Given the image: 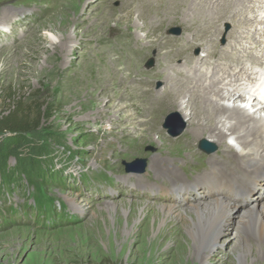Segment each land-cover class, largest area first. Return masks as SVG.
I'll return each mask as SVG.
<instances>
[{
	"label": "rangeland",
	"instance_id": "1",
	"mask_svg": "<svg viewBox=\"0 0 264 264\" xmlns=\"http://www.w3.org/2000/svg\"><path fill=\"white\" fill-rule=\"evenodd\" d=\"M169 1V6L148 8L170 13L174 2ZM122 5L121 0H0V113H7L16 103L27 106L32 116L37 110L44 113L25 140L13 139L9 146L0 137V153L8 148L0 165V264H264L254 261L257 248L240 256L235 238L240 232L238 216L245 212L242 206L212 248H199L181 230L178 237L184 236L187 243L175 256L172 241L161 246L163 254L150 257V243L170 223L153 225L151 218L147 246L135 241L134 231L140 228L147 208L175 203L189 212L194 198L204 200L198 197L202 191L180 196L183 203L170 200L174 195L169 193L162 197L160 191L170 192L183 183L191 187L198 175L212 168L229 174L236 164L224 148L237 145L228 140L217 147L207 139L196 145L195 136L183 133L182 115L167 107L165 100L158 101L161 92L157 90L165 82L154 66H165L171 56H160L170 49L146 46L145 42L155 39L145 29L124 19L116 21L126 13ZM220 17L211 21L216 24ZM179 23L172 16L164 35L175 38L191 31ZM217 27L221 28L217 46L222 48L231 25L222 22ZM260 28L250 33L254 36L251 49L247 39L240 46L263 60ZM255 42L261 46L255 47ZM187 52L204 55L197 46ZM244 53L240 49L237 55L245 57ZM173 59L179 64L182 55ZM244 84L247 93L252 84ZM153 96L161 104L156 109H152ZM260 114L264 115L263 109ZM168 119L175 128L182 127L177 136L169 134ZM142 132L150 139L140 140ZM202 140L215 150H199ZM158 157L173 166V175L149 169ZM136 160L143 161V172L127 173L125 165ZM262 186L258 196L252 197H258L259 210L264 208ZM69 199L82 205L83 213L76 212Z\"/></svg>",
	"mask_w": 264,
	"mask_h": 264
},
{
	"label": "bare ground",
	"instance_id": "2",
	"mask_svg": "<svg viewBox=\"0 0 264 264\" xmlns=\"http://www.w3.org/2000/svg\"><path fill=\"white\" fill-rule=\"evenodd\" d=\"M161 1L163 4L158 5L151 0H146L143 4L140 1L137 3L136 0H121L122 8L126 10V13L115 20L124 19L128 23L133 22L135 26L140 25L138 26L140 29H145L147 36L155 39L152 42H145L146 46L151 44L159 48L169 47V52L164 53L160 58H167L170 55L171 59L167 58L164 61L165 66L157 65V63L154 66L158 68V72H162L164 75L162 81L165 82L162 83L163 87L157 90L161 92L158 101L165 100L167 107H173L182 115L186 123V130L183 133L195 136L193 143L196 145L201 139H207L217 147L223 146L228 140L234 141L237 146L225 147L224 151L230 155L233 165L236 164V166H232L233 171L229 174H223L222 171L212 168L210 172L198 175L191 187H186L183 183L176 188L173 187L170 192L160 191L162 197H166L168 193L174 195V199L170 200L177 203L184 202V197L182 200L179 198L185 196L188 191L191 193L197 191L199 194L202 191V196L198 197L206 201L194 198L193 201L196 202L189 205V212H183L175 203L163 204L157 209L147 208L140 221V228L134 231L135 241L142 243L143 247L147 246L151 231L148 227V218H151L153 225L158 221L170 223L150 243V257L154 258L163 254L165 250L163 251L161 246L172 241L175 250L173 256H175L183 244L187 243L184 236L178 237L181 230L190 238H194L199 248H212L223 228L228 226L230 228L237 207L242 206L245 212L238 216L240 232L235 238L239 245L240 256L245 257L249 254L251 247H254L258 251L254 261L260 259L264 263V208L261 209L262 211L257 209L258 197L250 198L245 203L236 201L248 191L257 195L256 192L260 186L264 187V115L260 114L261 110H264V96L257 94L250 98L248 95L246 100L247 93L244 90L245 87L242 88L244 83L252 84L251 87L259 84L260 90L264 91V59L253 56L251 51L240 46L243 39H247L249 49L254 46V36L250 33L256 32V27H261L259 31L264 33V0H171L174 3L171 5L172 12L168 10L170 13L155 12L153 8H148L151 5L156 8L170 5L168 0ZM223 3L225 6L221 8ZM213 8L216 10L212 11ZM256 8L257 11L254 12ZM257 13L262 18L256 15ZM220 14L222 19L214 24L211 20ZM225 14L231 16L225 19ZM249 14L253 16L248 17ZM1 16H5L4 12ZM134 16L136 17L133 18ZM172 16L179 19V24L187 28L191 27L192 33L190 31L175 38H167L163 30L170 26ZM222 22H229L231 28L225 34L226 46L219 48L217 38L221 34V28L217 27V24ZM202 32L207 33L198 37ZM245 34L249 35L250 39ZM71 39L70 37L68 40ZM229 42L234 44L233 47ZM257 43L259 42H255V47ZM193 46L201 47L204 55L197 57L190 55L187 50ZM62 49L66 48L62 46ZM240 49L246 52L245 57L237 55ZM181 55V62L175 63L173 58ZM242 58L245 60L242 61ZM248 65L249 68H247ZM260 78H262L261 81ZM165 98H168V101ZM238 100L242 103H237ZM158 101L157 96H153L152 109L160 107L161 104ZM148 139H150L148 133H140V140ZM251 155L253 158H250ZM225 165L231 166L226 163ZM148 167L150 170L160 169L173 175V166L161 157L153 159L151 166ZM262 195L264 196V192ZM69 202L76 212L83 213L82 205L74 203L71 199ZM189 218L190 222L187 220ZM174 221L177 222L176 225ZM178 223L179 226H177ZM242 231L244 234L241 233Z\"/></svg>",
	"mask_w": 264,
	"mask_h": 264
},
{
	"label": "trees",
	"instance_id": "3",
	"mask_svg": "<svg viewBox=\"0 0 264 264\" xmlns=\"http://www.w3.org/2000/svg\"><path fill=\"white\" fill-rule=\"evenodd\" d=\"M43 115L44 113L42 114L41 111L37 110L36 115L32 116L27 106L22 107L16 103L7 113H0V137H5L9 142L6 144L9 146H11L13 139L25 140V136L34 132L39 126V120ZM13 146L16 147V145ZM1 151L0 165L5 161L3 156L7 154L8 148Z\"/></svg>",
	"mask_w": 264,
	"mask_h": 264
},
{
	"label": "water",
	"instance_id": "4",
	"mask_svg": "<svg viewBox=\"0 0 264 264\" xmlns=\"http://www.w3.org/2000/svg\"><path fill=\"white\" fill-rule=\"evenodd\" d=\"M174 33H179L178 29L173 30ZM174 123L170 121V119H168L166 126L169 128V134L174 137L177 136L181 131H182V127H178L175 128L174 127ZM199 148L206 151V152H213L215 150V148L208 144L205 140H202L199 143ZM126 172L127 173H140L143 172V161L140 160H136L130 164H126Z\"/></svg>",
	"mask_w": 264,
	"mask_h": 264
}]
</instances>
